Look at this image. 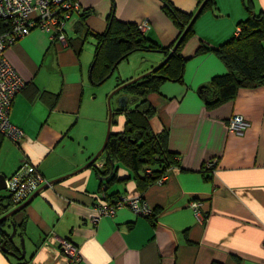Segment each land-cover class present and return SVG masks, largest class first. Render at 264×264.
I'll return each mask as SVG.
<instances>
[{
  "label": "crops",
  "instance_id": "obj_1",
  "mask_svg": "<svg viewBox=\"0 0 264 264\" xmlns=\"http://www.w3.org/2000/svg\"><path fill=\"white\" fill-rule=\"evenodd\" d=\"M78 1L93 13L69 19V47L34 29L5 52L26 81L10 113L25 136L17 145L0 135V174L7 179L29 161L46 180L40 189L59 180L35 192L6 221L5 234L15 230L6 245L15 255L1 248L7 238L0 232V264H264V86L241 88L211 109L205 100L210 92L201 90L228 71L214 47L239 34L238 23L248 16L243 1L215 0V9L200 14L181 51L182 79L163 81L148 95L151 128L167 132L168 150L177 161L161 185L145 180V167L136 172L115 161L107 171L106 156L96 167H85L101 148L107 118L102 102L91 96L95 86L89 75L97 34L106 32L113 2L119 21L149 23L143 35L151 42L170 47L179 30L160 0ZM170 1L189 14L198 10L197 0ZM246 1L256 13L264 12V0ZM201 45L207 50L199 52ZM156 53L162 56L132 69L152 70L165 56ZM236 115L247 123L240 133L228 125ZM118 116L112 132L125 126V116ZM93 120L98 129L87 144L81 126ZM210 160H216L212 171L206 169ZM132 195L142 196L155 215L145 218L123 208L97 224L91 221L95 201ZM193 201L202 204L203 222L189 205ZM64 240L73 244L79 260L62 251Z\"/></svg>",
  "mask_w": 264,
  "mask_h": 264
},
{
  "label": "trees",
  "instance_id": "obj_2",
  "mask_svg": "<svg viewBox=\"0 0 264 264\" xmlns=\"http://www.w3.org/2000/svg\"><path fill=\"white\" fill-rule=\"evenodd\" d=\"M160 1L162 10L179 30L175 42L170 47L151 42L139 30L138 24L122 22L116 18L113 2L106 32L97 34L99 42L89 75L92 85L100 86L109 80L118 65L137 51L162 52L165 53V58L169 55L195 13L183 12L170 0ZM197 1L199 8L205 0ZM242 1L248 16L238 23L239 34L220 46L214 47L228 71L225 75L214 77L208 86L201 89L202 94L210 92L205 99L210 109L232 100L241 88L264 86V12L256 13L246 0ZM215 3V0H207L200 14L215 9ZM91 13H93L92 9H83L81 15L87 18ZM2 26L3 24L0 28H3ZM193 35L194 24L164 66L126 87L130 91L129 95L137 99L134 105L117 108L113 112L111 132L102 153L107 159L105 164L107 171L113 170L115 161L131 167L136 172L145 167L144 174L147 169L152 170L151 175L145 174V180L154 183L170 167L176 165L175 156L168 150L167 132L156 134L151 128L150 121L154 115V109L148 102V95L157 92L163 81L182 79L186 59L181 55V51ZM68 40L70 45L69 37ZM204 50H207L206 47L201 45L198 51ZM117 115L125 116V126L120 132H112ZM95 164L92 166L96 167ZM214 168L215 166L206 167L208 171ZM8 197V195L0 196V217L9 211L8 207H12ZM0 232L5 239L8 238L2 227ZM6 248L10 251V247L6 246Z\"/></svg>",
  "mask_w": 264,
  "mask_h": 264
},
{
  "label": "built area",
  "instance_id": "obj_3",
  "mask_svg": "<svg viewBox=\"0 0 264 264\" xmlns=\"http://www.w3.org/2000/svg\"><path fill=\"white\" fill-rule=\"evenodd\" d=\"M82 12L83 8L78 0H0V26L3 24V28H0V135L12 143L19 145L25 136L23 129L11 122L10 113L13 100L25 87L26 81L7 59V48L28 36L34 29L48 33L52 41L69 47L65 28L74 14ZM138 27L141 32L150 28L148 22H142ZM228 125L231 131L240 133L247 123L243 116L236 115L230 119ZM215 161L210 160L207 166H215ZM174 166L157 178L155 183L163 184ZM145 174L151 175L152 170L147 169ZM45 182L36 164L23 162L16 172L6 179V192L12 207L16 208L26 202ZM189 205L196 218L203 222L206 215L202 211V204L193 201ZM123 208H128L136 216L145 218L155 215L154 208L143 200L142 196H121L115 201H95L91 221L97 224L101 219L112 216ZM60 246L70 259H80L76 248L69 241H61Z\"/></svg>",
  "mask_w": 264,
  "mask_h": 264
},
{
  "label": "rangeland",
  "instance_id": "obj_4",
  "mask_svg": "<svg viewBox=\"0 0 264 264\" xmlns=\"http://www.w3.org/2000/svg\"><path fill=\"white\" fill-rule=\"evenodd\" d=\"M115 16H116V14H115ZM137 52H135V54H138L137 57H132V55H131V57H128L127 59L123 60L118 65L117 69L115 70L113 75L109 78V80H107L102 85H100L98 87L95 86L93 88L91 96L96 98L95 102H100V103L102 102V104L104 106V114L107 115L106 123H105L106 124V132H105V136H104L101 148L104 145L107 134H108V119H109V112H110L108 100H109L110 95L113 92H115V90L119 86H121L122 84L129 82V81L133 80L134 78H137L138 76L146 73V72H143V73L139 72L138 67H137V70H133L134 69L133 65L136 64L137 66L141 65L142 67H144L145 65H142V64H144L143 61L145 59H147V61L150 62L154 58V56H156V55H159L160 57L162 56L161 53H156L154 51H137ZM164 60H165V56H164ZM139 69H141V68H139ZM132 72L133 73L136 72L135 76H133V78H128V75H131ZM124 77L128 78L127 81L124 80L125 79ZM129 93H130V91L127 88H123L122 90L116 92L112 96V99L110 101V106H111L113 112L118 108L119 97L123 94L129 95ZM117 120H119L118 115L115 116V121H117ZM81 128L83 131L82 133H83L84 142L87 144H91L93 141L94 134L96 133V130L98 129V123L94 122V120H93L92 124L90 122H85L84 124H82ZM99 150L95 154H97L99 152ZM104 157H105V154H101L97 161H101ZM3 161H4V158L0 161V167L3 165ZM0 194L5 196V197L8 195L5 190L1 191Z\"/></svg>",
  "mask_w": 264,
  "mask_h": 264
},
{
  "label": "water",
  "instance_id": "obj_5",
  "mask_svg": "<svg viewBox=\"0 0 264 264\" xmlns=\"http://www.w3.org/2000/svg\"><path fill=\"white\" fill-rule=\"evenodd\" d=\"M207 0H205L201 5L200 7L198 8V10L195 12L192 20L190 21V23L188 24V26L186 27V29L184 30V32L181 34L180 38L178 39V41L176 42V44L173 46L172 50L170 51L169 55L165 58V60H163L159 65H157L156 67H154L152 70L138 76L137 78H134L133 80L129 81V82H126L124 84H122L121 86H119L115 92H113L110 97H109V108H110V112H109V120H108V134H107V137H106V140H105V143L104 145L102 146V148L99 150V152L97 154H95V156L85 165V167H88V166H92L93 164H95L99 158V156L103 153V150L104 148L106 147L107 145V142H108V139H109V135H110V132H111V125H112V117H113V111H112V108L110 106V101L112 99V96L122 90L123 88H126L127 86L133 84V83H136L137 81L143 79L144 77H146L147 75H149L150 73H155L158 69H160L162 66H164L168 60L170 59V57L173 55V53L177 50L179 44L181 43V41L184 39L185 35L187 34V32L189 31V29L192 27V25L194 24V22L196 21V19L198 18V16L200 15L201 11L203 10L205 4H206ZM136 97H130L129 95H121L118 99V108H125L127 107L128 105H132L136 102ZM66 177V176H65ZM58 179H55V180H52L51 182H48V184H45L43 186V188H46L47 186L49 185H52L53 183H55ZM41 188V189H43ZM40 189V190H41ZM5 190L6 191V176L4 174H0V192ZM40 190H38L36 193H38ZM35 193V194H36ZM34 194V195H35ZM31 200L28 199L26 202H24L23 204H21L20 206L14 208L12 211H10L9 213L5 214L4 216L0 217V227H4V225L6 224V221L9 219V217H11L13 214H15L16 212H18L19 210H21L24 206H26L29 201ZM15 237V230L13 231V233L11 235H9V237L7 238V240H5L3 242V244L1 245V248L5 251L8 252L7 248H6V245L7 243H12L13 242V239ZM22 244H24V241L22 240ZM24 249V247H23ZM8 253H11L13 255H15V253L13 251L11 252H8ZM24 257V255L22 256Z\"/></svg>",
  "mask_w": 264,
  "mask_h": 264
}]
</instances>
